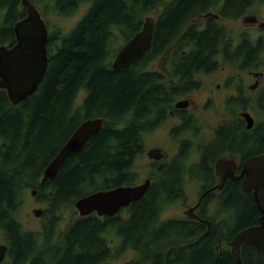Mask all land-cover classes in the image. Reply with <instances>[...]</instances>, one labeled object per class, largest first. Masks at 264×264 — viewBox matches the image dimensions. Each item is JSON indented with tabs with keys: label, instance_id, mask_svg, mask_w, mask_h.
<instances>
[{
	"label": "trees",
	"instance_id": "16d2710c",
	"mask_svg": "<svg viewBox=\"0 0 264 264\" xmlns=\"http://www.w3.org/2000/svg\"><path fill=\"white\" fill-rule=\"evenodd\" d=\"M33 1L36 5L39 2ZM84 1L52 0L50 6L56 15L71 16ZM91 1L85 16L69 33L59 36L60 31H57L49 36L48 71L35 94L14 105L7 91L0 89V208L6 199L11 215L8 234L11 248L7 264H26L32 257H35L32 264H55L53 253L46 250L54 239L53 233L60 222L62 209L73 207L80 197L95 191L136 183L138 174L135 161L144 151L143 133L149 131L154 117H158L169 104L165 100L167 94L163 79L148 69L152 57L159 55L156 49L175 43L178 49L198 46L205 52L209 51L211 48L206 47L205 42L210 39L211 33L186 31L188 24L210 11L224 18H239L262 2ZM158 8L162 12L156 23L153 49L132 68L113 69V60L120 49L115 47L118 34L126 40L131 39L142 29L145 17ZM0 15V46L12 45L16 42L14 25L26 16V8L22 6V0H0ZM158 41L161 46L157 45ZM203 54H187L186 59L180 61L176 58L173 63H201L205 58ZM97 117L105 119L102 130L87 142L81 153L66 159L54 180L42 185L45 167L76 128L84 120ZM3 143L6 148L2 147ZM179 175L171 172L169 176ZM33 189H37L41 197L52 192L47 210L52 217L45 222L42 235L25 231L16 217L24 195ZM234 192L232 198L218 201L216 222L229 223L228 230L223 233L225 238H231L237 231L257 224L260 216L253 198L242 197L237 189ZM172 202L171 199L145 198L131 206L129 216L124 220L117 216L100 217L97 213L74 217L68 223L70 226L66 236L62 238L64 242L68 241L64 245L68 252L64 261L56 264H99V254L110 256L107 248L109 240L105 238V233L112 228L117 229L125 238L122 247L133 243L132 237H138L141 241L140 237L149 235V223H159L162 212ZM224 215L229 216V222L222 219ZM209 219L215 223L214 218ZM176 223L164 222L162 227ZM223 236L219 234L218 238ZM39 240L46 243L40 247L37 243ZM174 240L182 243L178 238H170L163 247L165 253H159L163 251L162 247L144 249L143 244L139 243L140 256L148 255L156 259L164 255L169 261L167 264H179L177 256L182 250H188L185 264L234 262L225 242L219 256L215 250L216 240H209L202 248L194 246L191 249L172 247ZM242 258L245 264H264V255L252 246L243 248ZM134 262L128 264L142 263L140 259Z\"/></svg>",
	"mask_w": 264,
	"mask_h": 264
},
{
	"label": "flooded vegetation",
	"instance_id": "af4514ba",
	"mask_svg": "<svg viewBox=\"0 0 264 264\" xmlns=\"http://www.w3.org/2000/svg\"><path fill=\"white\" fill-rule=\"evenodd\" d=\"M259 4L261 5L253 6L239 18H224L219 13L210 11L213 15H208V12L188 24L186 31L211 33L210 39L205 42L206 47L211 48L209 51L205 52L198 46L178 49L175 43L166 48L156 49L159 55L157 58L152 57L148 69L163 79L167 94L165 100L169 104L158 117H154L149 131L143 133L144 151L135 161V171L138 174L137 161L143 155L148 156L151 149H161L160 153H163L164 157L160 160L148 157L150 159L148 175L144 180L138 174L135 184L124 186H135L150 180L148 191L139 201L145 198L171 199L173 201L171 204L182 201L183 215L165 216L163 211L159 223H149V235L140 237L141 241L138 237L135 239L132 237L133 243L125 247H122L125 240L123 235L112 228L111 230L118 236L111 239L107 246L110 251L109 257L99 254V264H120V261L113 262V259H117V256L125 251L134 255L124 261V264L139 259L142 263L137 264H167L169 261L163 257L164 255L156 259H151L148 255L141 257L139 243L143 244L144 249L162 247L163 250L170 238H178L182 243L174 240L171 246L182 249L186 247L191 249L194 246L202 248L209 240H216L215 250L221 256L223 242L231 251L233 237L247 228L237 231L231 238H225L223 233L228 230L229 223L216 224V219L218 201L232 198L235 189L241 191L242 197L253 198V194L245 191L243 186L247 178L245 164L254 156L264 155V0ZM161 12L162 10L158 8L147 16H153L157 23ZM216 14L218 16H215ZM157 45L161 46V42L158 41ZM202 52L204 53L202 57L205 56L204 59L201 57L204 62L173 63L176 58L181 61L186 59L187 54L201 55ZM157 134L163 135V144H156L150 149L145 143L146 138ZM2 147L6 148V144L3 143ZM171 172L180 175L170 177ZM33 190L37 191V194L33 195L35 208L43 210L40 217L44 219L48 217L47 210L51 203L49 197L52 192L49 191L41 197L37 189ZM191 194H194V199L189 202ZM134 203L136 202L122 208L115 216L121 220L126 219ZM21 204L22 201L20 206ZM1 205L0 245L8 247L6 254L8 258L11 248L8 235L10 204L5 199ZM209 218H214L215 223ZM168 221L177 223L163 228L162 224ZM45 222L46 220L43 228ZM69 226L70 224L63 226L64 230L57 226L53 233L54 239L50 241L51 246L46 250L53 253L55 264L64 261L63 258L68 252L67 246H64L68 241L64 242L62 238L66 236ZM154 231L158 233H153ZM219 234L223 236L220 239ZM104 236L108 239L107 233ZM116 241L121 242L118 252L111 248L116 245ZM37 243L42 247L46 242L39 240ZM245 246H252L260 252L255 246L243 243L241 256ZM165 252L163 250L159 253ZM187 253L188 250H182L177 256L179 264L186 263ZM34 258H29L25 263L32 264ZM40 260L43 258L40 257ZM233 260L232 263L235 264L234 256Z\"/></svg>",
	"mask_w": 264,
	"mask_h": 264
},
{
	"label": "water",
	"instance_id": "95a60500",
	"mask_svg": "<svg viewBox=\"0 0 264 264\" xmlns=\"http://www.w3.org/2000/svg\"><path fill=\"white\" fill-rule=\"evenodd\" d=\"M22 6L26 8V16L14 25L16 42L12 45L3 44L0 46V89L7 91L8 97L14 105L20 104L28 96L38 91L49 66L47 46L50 36L49 27L33 0H22ZM208 15H213V13L209 12ZM155 28V18L151 15L147 16L142 29L119 50L112 68L115 70L129 69L150 52ZM104 123L103 117L84 120L45 167L41 183L54 180L66 159L71 155L81 153L87 142L102 130ZM160 152L159 148L151 149L148 152V157L160 160L164 157V154ZM244 171L247 173L243 184L244 189L253 194L261 215L259 224L247 227L233 237L231 251L235 264H243L241 256L243 243L253 245L264 253V155L250 158L245 164ZM149 185L150 180H146L135 186L121 185L95 191L80 197L75 202V207L81 217L93 213H97L100 217L115 216L122 208L142 199L148 191ZM36 194L37 191L33 190L32 195ZM33 213L40 217L43 210L34 208ZM7 251L6 245H0V264H3Z\"/></svg>",
	"mask_w": 264,
	"mask_h": 264
},
{
	"label": "rangeland",
	"instance_id": "374dc122",
	"mask_svg": "<svg viewBox=\"0 0 264 264\" xmlns=\"http://www.w3.org/2000/svg\"><path fill=\"white\" fill-rule=\"evenodd\" d=\"M51 3H52V0H39L37 5L43 15L45 22L47 23L49 27L50 35L51 33H56L57 31H60L59 33V36H60V35L69 33L82 20V18L85 16L86 12L88 11L92 1L91 0L84 1L81 4L80 8L71 16H59V15L54 14V11L52 10L50 6ZM256 5H261V4L258 3ZM1 22H2V15H0V23ZM125 41L126 39H124L120 34H118L116 41H115V47L117 49L121 48L124 45ZM81 99H82V95L80 97V100ZM162 142H163L162 134H157L154 137H151L148 139L146 138V141H145L146 145L150 149L152 146L156 144H159V143L163 144ZM149 163H150V159L148 158L147 155L141 156L139 161H137L136 163V169L142 180H144V178L148 175ZM193 196L194 194H191V198L188 199L189 202L192 199H194ZM35 207H36L35 197L31 195V190H30L26 192V194L24 195V198L22 199V204L16 212V217L18 221L20 222V224L22 225V227L26 231L31 230V231L37 232L40 235H42L41 233L43 231L44 221L45 220L47 221L48 219L50 220L52 216L50 215V213L47 212L48 217H45L44 219L42 217L40 218L36 217L35 214L33 213V209ZM164 211H165V216L166 215H170V216L183 215L182 201H179L176 204H170L168 207L165 208ZM60 216H61V219L58 224L59 226L58 228H60L61 230H64L62 229V227L67 225L72 219H74V217L79 216V213L74 205L73 207L62 209V211L60 212ZM222 219L226 220L227 222L230 221L228 215L222 216ZM116 236L118 235L116 234L115 231L109 230L107 232L109 243L111 242V239H115ZM120 245H121V242L119 243V241H116V245L114 246L110 245V246L112 250H114L115 252H118L117 250L119 249ZM133 255L134 253L125 251L124 253L117 256V259H113V262L120 261V264H124L125 263L124 261L129 260L130 257ZM7 262H8V258H6L3 263L7 264Z\"/></svg>",
	"mask_w": 264,
	"mask_h": 264
},
{
	"label": "bare ground",
	"instance_id": "6f19581e",
	"mask_svg": "<svg viewBox=\"0 0 264 264\" xmlns=\"http://www.w3.org/2000/svg\"><path fill=\"white\" fill-rule=\"evenodd\" d=\"M174 174V173H173ZM175 182V181H174Z\"/></svg>",
	"mask_w": 264,
	"mask_h": 264
}]
</instances>
